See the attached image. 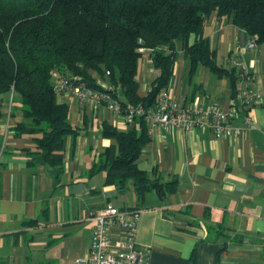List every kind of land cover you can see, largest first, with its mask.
I'll use <instances>...</instances> for the list:
<instances>
[{"label": "crops", "instance_id": "obj_1", "mask_svg": "<svg viewBox=\"0 0 264 264\" xmlns=\"http://www.w3.org/2000/svg\"><path fill=\"white\" fill-rule=\"evenodd\" d=\"M204 35L221 64L236 67L233 57L242 61L241 69L236 67L238 91L264 92V41L249 47L253 37L217 11L206 17ZM157 75L152 60L143 59L140 95ZM167 89L182 102L202 100L226 108L234 97L228 76L202 65L191 73L181 42ZM58 99L70 105L77 130L66 138L61 171L29 161L33 136L15 133L24 121L20 99L0 95V264H75L87 254L91 216L107 204L141 211L136 239L149 264H191L193 255L196 264H264V101L241 107L232 122L239 129L234 136L176 126L151 131L149 125L151 140L138 167L160 181L177 178L179 185L163 197L149 191L138 198L133 181L120 191L105 183L106 171L93 169L103 150L116 142L103 134L104 125L127 130L123 118L104 105L93 108L64 94ZM76 183L81 189L71 192ZM218 228L223 229L220 236ZM237 235L240 244L233 241ZM110 237L121 239V227L114 225Z\"/></svg>", "mask_w": 264, "mask_h": 264}, {"label": "trees", "instance_id": "obj_2", "mask_svg": "<svg viewBox=\"0 0 264 264\" xmlns=\"http://www.w3.org/2000/svg\"><path fill=\"white\" fill-rule=\"evenodd\" d=\"M213 11L256 42L264 41V0H0V95L20 99L24 121L15 133L33 136L29 161H43L61 171L66 138L77 133L70 105L58 99L52 70L79 77L94 89L105 90L100 80L108 82L124 105L148 110L167 90L181 42L191 73L202 65L228 76L235 96L240 78L236 67L221 64L204 35L205 19ZM145 58L152 60L158 75L140 95L139 66ZM148 128L142 114L127 130L105 124L103 134L116 142L103 150L93 167L106 171L105 183L120 191L133 181L138 198L149 191L163 197L179 185L177 178L160 181L138 167L140 153L151 140ZM217 233L220 236L223 229ZM233 241L242 243V236ZM191 264H196L194 255Z\"/></svg>", "mask_w": 264, "mask_h": 264}, {"label": "built area", "instance_id": "obj_3", "mask_svg": "<svg viewBox=\"0 0 264 264\" xmlns=\"http://www.w3.org/2000/svg\"><path fill=\"white\" fill-rule=\"evenodd\" d=\"M248 45L254 47L256 41L252 39ZM141 50L144 51V48ZM233 63L238 69L243 65L236 57H233ZM240 74L247 76L246 72ZM51 75L55 80L57 94L71 96L79 104L93 108L104 105L122 117L127 126L136 115L142 114L151 131L158 127L176 126L182 130L208 128L218 136H234L239 129L232 126V122L239 116L240 109L247 110L264 101V92L240 90L226 108L202 100L182 102L175 99L167 89L160 93L154 108L145 110L142 106L124 105L114 96V87L109 84L103 85L105 90L94 89L81 83L79 77L62 76L57 70H52ZM246 123L251 126V118H246ZM140 217L141 211L138 209L123 210L113 204H107L95 212L90 218L93 227L87 254L77 258L75 264H149L146 251L138 245L136 239ZM114 225L121 227L122 238L112 242L110 235Z\"/></svg>", "mask_w": 264, "mask_h": 264}, {"label": "water", "instance_id": "obj_4", "mask_svg": "<svg viewBox=\"0 0 264 264\" xmlns=\"http://www.w3.org/2000/svg\"><path fill=\"white\" fill-rule=\"evenodd\" d=\"M79 189H81V184L76 183V184H73V185L70 186V191L71 192H78Z\"/></svg>", "mask_w": 264, "mask_h": 264}]
</instances>
